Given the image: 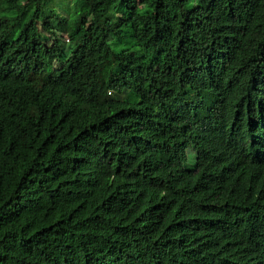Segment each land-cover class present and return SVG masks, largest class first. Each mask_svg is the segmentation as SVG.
<instances>
[{
    "label": "trees",
    "instance_id": "trees-1",
    "mask_svg": "<svg viewBox=\"0 0 264 264\" xmlns=\"http://www.w3.org/2000/svg\"><path fill=\"white\" fill-rule=\"evenodd\" d=\"M0 264H264V0H0Z\"/></svg>",
    "mask_w": 264,
    "mask_h": 264
},
{
    "label": "rangeland",
    "instance_id": "rangeland-1",
    "mask_svg": "<svg viewBox=\"0 0 264 264\" xmlns=\"http://www.w3.org/2000/svg\"><path fill=\"white\" fill-rule=\"evenodd\" d=\"M129 41H130V40H129ZM117 47H118V48L121 47V44L117 43Z\"/></svg>",
    "mask_w": 264,
    "mask_h": 264
}]
</instances>
